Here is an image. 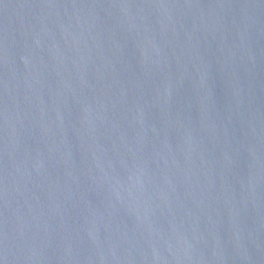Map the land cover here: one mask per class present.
<instances>
[{"label":"water","instance_id":"1","mask_svg":"<svg viewBox=\"0 0 264 264\" xmlns=\"http://www.w3.org/2000/svg\"><path fill=\"white\" fill-rule=\"evenodd\" d=\"M0 264H264V0H0Z\"/></svg>","mask_w":264,"mask_h":264}]
</instances>
